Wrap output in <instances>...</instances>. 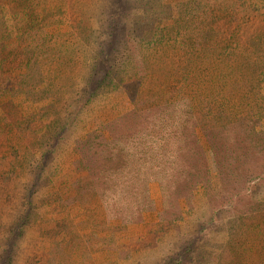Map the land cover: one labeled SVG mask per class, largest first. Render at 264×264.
<instances>
[{
	"label": "rangeland",
	"instance_id": "obj_1",
	"mask_svg": "<svg viewBox=\"0 0 264 264\" xmlns=\"http://www.w3.org/2000/svg\"><path fill=\"white\" fill-rule=\"evenodd\" d=\"M121 5L0 0L1 77L50 79L56 88L55 95L31 85L0 96L9 121L21 111L55 122L19 131L17 155L1 163L23 171L0 178V203L9 207L2 221L21 213L26 186L36 184L23 233L9 245V228L0 229V264L9 252L10 264H216L229 220L264 215V0ZM38 17L34 66L25 50ZM115 18L124 26L112 36ZM191 46L197 56L179 60ZM100 48L108 49V60H99L111 71L98 70L91 89ZM223 87L227 97L218 93ZM208 98L227 105L228 122L210 120ZM70 112L53 140L51 130Z\"/></svg>",
	"mask_w": 264,
	"mask_h": 264
},
{
	"label": "trees",
	"instance_id": "obj_2",
	"mask_svg": "<svg viewBox=\"0 0 264 264\" xmlns=\"http://www.w3.org/2000/svg\"><path fill=\"white\" fill-rule=\"evenodd\" d=\"M118 2L121 5V0H118ZM122 3L124 4V1H122ZM253 7L257 8L258 7L257 3L253 4ZM207 9L208 8L203 9L204 12H207ZM40 22H41V18L38 17L36 19L35 24L32 25L33 28H30V30H28L30 31V34H32L31 43L28 44V50H25V52L28 53L27 54L28 62H30V64L34 66L36 65L34 63L36 62V59L34 58H36L38 56V53L41 52L40 48L42 47L41 44H39L40 39L35 38V35L38 36L39 38H41L42 36V31L40 29V26H37L40 24ZM118 24L119 23L116 18L114 19V23L109 24L110 25L109 33L112 34V36H114V34L117 31H119ZM123 26L124 25H120L121 28H123ZM32 31H35L36 34H34ZM178 40L179 38L174 39L175 42ZM100 49L101 50H99V54L96 56L98 59L92 60L90 62V72H89L90 74H89L88 83L91 89H93V85H94L93 84L94 75H96L98 70L100 71V69L104 66L105 76L110 74V71H111V69L106 67L104 64L102 66L99 60L101 59L102 62L108 60V56H109V52H107L108 49H104V48H100ZM199 50L200 49L198 47L191 46V48L187 49V52L188 53L191 52V54L188 57L184 54H180L179 60L185 61L186 59V61L189 62L192 59V57L197 56L196 53L197 52L199 53L200 52ZM6 60H7V57L4 54L0 55V68H1V63H4ZM117 68H118V65L116 66L115 69ZM184 70H185V66H184L183 71ZM4 71L1 70L0 72V96L6 95L9 93L19 92V91H22L23 93L24 92L27 93L28 92L27 89L31 85H32L31 88H33V86L34 87L38 86L37 89H41V86L44 85L45 86L43 87L44 92H49L52 95H55L54 93H56L55 83L52 82L50 79L47 80V82L46 81L42 82L40 79L39 81H33V84H32L25 80L23 81L22 79H20L19 77L22 74L18 75L19 77L15 79H13L14 75H8L7 79H5L1 77ZM37 71L38 73H41L38 69ZM199 74L202 75L203 73H199ZM193 77L194 76H191L189 78L187 77L188 79L187 82L188 83L191 82L190 84L195 85L193 81H197L196 79L198 77L196 76L195 79L192 81ZM105 78L106 77H103L100 82H102ZM119 81H121L123 85L128 86V87L130 86L133 87L135 85L134 79L125 80L122 78V79H119ZM130 83H132V85H130ZM202 83H203V80H202ZM222 89L218 93H222L223 96L227 97L223 93V91L225 92L227 89H225V87H223ZM85 95H88V94H84V96ZM90 95H92V91L86 97L89 98ZM136 97H137V94H136ZM216 97H218V95ZM208 99H210L207 101L210 104L209 108L213 110V117L210 120H214L219 123L228 122V120L230 119V115L227 114L226 112L228 109L227 105L225 107L224 104L221 103V100L216 99V98H208ZM80 103H81V100H79V104ZM4 107H1L2 109H0V149H2L0 150V152H2L0 153V178L3 180L8 179L11 175L12 177L14 175L18 176L20 173L23 172L21 171V167L16 163H11L7 167L1 166V163L3 164L4 162L3 159L5 157H8V154L9 155L13 154L14 156L17 155V147H16V144L13 142L14 139L16 138L17 133L21 131L22 129L32 128V127H37V126L38 127L40 126L41 127H51V123L53 122L47 119L43 121L41 117H37L32 112L23 114L21 111L15 112L14 115L10 116L12 117V119L11 121H9L6 119V117H4L5 116L3 114L5 113V109H3ZM71 115L73 117L74 112L68 113L66 115L67 120L65 121L63 120V122L59 123V126L57 125L58 127L55 126V128L51 130L50 135L52 136L53 140L59 139L61 134L68 128V125H69L68 122H70V120L72 119ZM54 124L55 122H53L52 125ZM48 151L49 150H45L42 152L41 161L37 165V170L34 171V178L36 177L38 179L41 170H43L44 163H45L43 156L46 155ZM18 167H20V170ZM35 184H36L35 181H33L31 185L26 186L27 188L26 196H27L28 202H26L25 205L22 206L21 213L17 216H14V218L11 221L9 220L2 221L6 213L5 208L9 210V207L7 206L6 201H2V203H0V229L3 230L5 227L9 228L10 230L9 233H11L9 240H8L9 245L16 239L18 235H21L23 233L25 229V225L27 223H30L31 221V214H33V207L31 204L30 195L32 192V188L34 187ZM9 215L11 216L12 212L11 214L9 213ZM255 219H257L258 221H256ZM263 219H264V215L262 211H259L258 214L256 215L247 214V215L232 217L228 223L229 224L228 225V237L226 238L224 242L219 244L218 250L216 251V254H214V260L216 261V264H264V231L263 232L256 231V227L263 226L264 224ZM249 228L251 229L250 232H248ZM10 262H11V255L9 252V253H6V255H4L2 264H10Z\"/></svg>",
	"mask_w": 264,
	"mask_h": 264
}]
</instances>
